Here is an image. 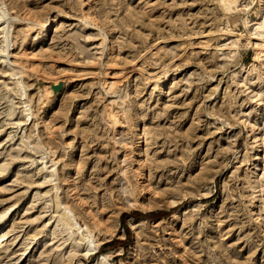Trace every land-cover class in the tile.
<instances>
[{
	"label": "rangeland",
	"instance_id": "374dc122",
	"mask_svg": "<svg viewBox=\"0 0 264 264\" xmlns=\"http://www.w3.org/2000/svg\"><path fill=\"white\" fill-rule=\"evenodd\" d=\"M0 264H264V0H0Z\"/></svg>",
	"mask_w": 264,
	"mask_h": 264
},
{
	"label": "bare ground",
	"instance_id": "6f19581e",
	"mask_svg": "<svg viewBox=\"0 0 264 264\" xmlns=\"http://www.w3.org/2000/svg\"><path fill=\"white\" fill-rule=\"evenodd\" d=\"M49 24V23H48ZM8 30H9V28L7 27V29H6V31H5V37L7 38V40H8V36H9V34H8ZM10 41H6V43H5V45H6V47H7V49H9V46H10V43H9ZM15 56V54L13 53V52H11L10 50H7V53H6V58H8V57H14ZM10 64H11V66H12V70H14V72L15 73H20V72H22L23 71V67L15 60V59H13V60H10ZM160 90L161 89H159V93L158 94H162V92H160ZM145 138H146V135H145V132L144 131H142V132H140L139 133V141H138V143L137 144H139V143H142V142H144V140H145ZM74 151V148L71 150V152H73ZM142 154H144V152H142ZM72 166H75V165H77V163H76V161H72V164H71ZM93 216V215H92ZM67 220L70 222V218L68 217L67 218ZM67 220H66V223H68L67 222ZM74 220V219H73ZM76 223V222H75ZM71 224V223H70ZM93 228H99V219H94V217H93ZM78 228H79V226H78ZM91 229V228H90ZM81 235H83L84 236V234L83 233H81ZM80 235V236H81ZM93 240H91L90 239V243L92 242ZM97 242V241H96ZM96 245V244H95Z\"/></svg>",
	"mask_w": 264,
	"mask_h": 264
}]
</instances>
